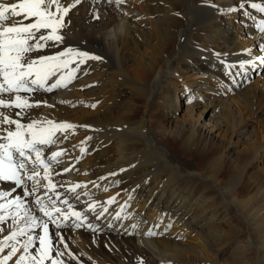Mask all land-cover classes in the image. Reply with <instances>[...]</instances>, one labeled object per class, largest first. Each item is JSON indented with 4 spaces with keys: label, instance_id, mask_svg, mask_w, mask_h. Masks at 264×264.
I'll return each instance as SVG.
<instances>
[{
    "label": "bare ground",
    "instance_id": "bare-ground-1",
    "mask_svg": "<svg viewBox=\"0 0 264 264\" xmlns=\"http://www.w3.org/2000/svg\"><path fill=\"white\" fill-rule=\"evenodd\" d=\"M136 1L60 0L75 5L59 30L63 40L31 41L44 45L32 59L68 49L88 56L72 55L43 88L20 92L32 107L0 108L25 126L73 125L36 145L49 179L26 161L21 185L0 180V205H22L0 209V262L15 245L6 264L21 256L31 264L44 235L29 227L33 216L48 224L51 255L58 251L63 264H264V134L245 121L264 105L254 104L264 101V11L252 6L264 0H145L153 18ZM15 130L0 122V144ZM34 167L36 181L27 179ZM198 226V242L180 239L179 227L185 238ZM20 229L24 235L7 240ZM228 242L234 249L221 258Z\"/></svg>",
    "mask_w": 264,
    "mask_h": 264
},
{
    "label": "snow or ice",
    "instance_id": "snow-or-ice-1",
    "mask_svg": "<svg viewBox=\"0 0 264 264\" xmlns=\"http://www.w3.org/2000/svg\"><path fill=\"white\" fill-rule=\"evenodd\" d=\"M79 2V0H76ZM70 5L65 7L60 0H17V2H4L0 0V94L3 93H16L15 99L5 100L0 98V108H29L32 105L24 97L20 96V92H32L34 87L43 88L45 83L52 76L56 75L61 69L68 68L70 58L72 55L81 57H87V53L74 52L73 49H68L66 52H61L57 56H41L38 60L32 59L28 56L29 53L44 47V45L32 44L31 41H62L63 37L59 35V30L62 29L64 24V17L68 14L71 7ZM258 7L260 11H264V7L258 5H252ZM20 18V19H17ZM24 20H30V23L25 24ZM11 21V23H9ZM41 30H50L47 34L41 33ZM264 31V27L261 29ZM37 33H41L37 36ZM92 59H99V57H90ZM264 62V60H262ZM71 74L67 77L61 76L52 87L61 86V82L65 79H71ZM51 90V89H47ZM3 117L2 123L15 124L16 130L9 131L7 136L4 137L6 143L0 144V180L14 181L16 185L23 183L21 178V171H27L26 161H31L32 164L39 165L44 169L43 179H49L48 168L49 165L42 159L40 149L36 147L37 144H51L53 143L52 136L55 130H63L72 128L71 124H53L48 122L51 127L37 128L36 122L22 125L19 121L9 118V116L0 113ZM30 136V139L25 138ZM35 153V160H32L31 156L27 153ZM14 153H18L22 159H16ZM61 153H53L50 159H55ZM39 176V172L36 168H33V174L27 176V179L36 181V177ZM54 187V185H49ZM36 190L35 183L33 185V191ZM6 194H0L3 197ZM36 203L40 207V211L45 216L51 219L52 212L47 209L40 198H37ZM53 205L55 202H52ZM67 203V201H64ZM15 204L17 209H20L22 205L19 202V198L11 201L9 205H0V209ZM71 208V205H69ZM56 212H61V209L55 208ZM80 218L81 213H71ZM27 215V213H26ZM19 216V212H17ZM67 218V216L65 217ZM3 219V217H0ZM31 220L30 228L43 227L44 235L39 237L40 247L37 250V255H29L27 259H30L31 264H44L46 260H51L52 264H63L59 260L61 255L57 251V258H53L51 253L56 251L53 247L52 239L48 233L47 223H37V218L28 216ZM79 227V225H77ZM25 230L20 229L18 233H13L7 237V240H13L17 235H24ZM153 233H149L152 235ZM33 237L29 236L28 240L24 243L23 248L25 252H28L29 246L33 243ZM0 247V251H2ZM18 251L15 245L12 246L11 252L4 258L0 264H6L7 260H10ZM26 257L21 256L16 264H23Z\"/></svg>",
    "mask_w": 264,
    "mask_h": 264
},
{
    "label": "rangeland",
    "instance_id": "rangeland-1",
    "mask_svg": "<svg viewBox=\"0 0 264 264\" xmlns=\"http://www.w3.org/2000/svg\"><path fill=\"white\" fill-rule=\"evenodd\" d=\"M142 2H145V0L136 1V3L141 6V8H140L141 13L143 15H149L150 18H153L152 17V11H151L150 7L148 6L147 2H145L143 4H142ZM262 60H264V59H262ZM197 72H200L201 74H208V72L206 70H198L197 69ZM178 98L180 100H179L178 106H176V107L179 109L180 114H182L183 113V109L185 107V102L180 97H178ZM262 102H264V101H257L254 104H261ZM245 121H246L247 124H249L248 128H247L249 131L256 130L258 133L261 134V137H262L263 134H264L263 133L264 132V105L260 106L255 112H250L249 111L248 113H245ZM262 153H263V151H262ZM176 216H177V214H176ZM220 216L221 215H219V217ZM157 217H160V216L158 215ZM171 225H172V223H170L169 226L167 225L165 227V229L170 230V226ZM193 226L194 225H191V227H193ZM222 227H223V229H227L228 228L225 223L222 225ZM192 229L193 230L190 231L185 238H182V237H184L183 233H185V230H183L182 228L179 227V233L178 234H179L180 239L187 240V243H190V239L192 240V242H198L199 240H198V233L197 232H198V230H200V228L198 226V227H195V228H192ZM212 230H214V229H212ZM164 231H165V233H164V235H165L167 232H166V230H164ZM231 249H234V245H232L231 242H228L225 245L223 244L221 246V248L219 249L220 250L219 251L220 252V257L221 258H225L227 256H230L231 254H229V252L231 251Z\"/></svg>",
    "mask_w": 264,
    "mask_h": 264
}]
</instances>
